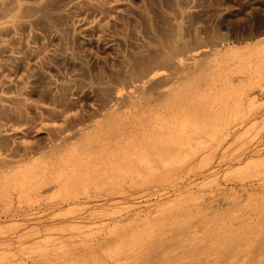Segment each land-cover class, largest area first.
<instances>
[{
	"label": "rangeland",
	"instance_id": "rangeland-1",
	"mask_svg": "<svg viewBox=\"0 0 264 264\" xmlns=\"http://www.w3.org/2000/svg\"><path fill=\"white\" fill-rule=\"evenodd\" d=\"M0 264H264V0H0Z\"/></svg>",
	"mask_w": 264,
	"mask_h": 264
},
{
	"label": "bare ground",
	"instance_id": "bare-ground-1",
	"mask_svg": "<svg viewBox=\"0 0 264 264\" xmlns=\"http://www.w3.org/2000/svg\"><path fill=\"white\" fill-rule=\"evenodd\" d=\"M213 230H215V229H213ZM211 233H212V232H211ZM231 237H232V236H231ZM213 238H214V237H213ZM225 238H226V237L217 238V236H216L214 240L219 241V242L221 243V245L223 246V244L226 245L227 242H228V240L225 241ZM226 239H228V238H226ZM222 240H224V241H223V242H224L223 244H222ZM230 240H231V238H230Z\"/></svg>",
	"mask_w": 264,
	"mask_h": 264
}]
</instances>
